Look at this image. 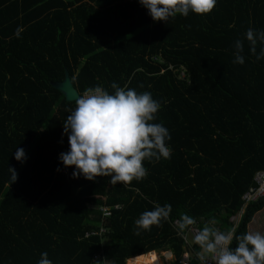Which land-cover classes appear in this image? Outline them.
<instances>
[{
	"label": "trees",
	"instance_id": "16d2710c",
	"mask_svg": "<svg viewBox=\"0 0 264 264\" xmlns=\"http://www.w3.org/2000/svg\"><path fill=\"white\" fill-rule=\"evenodd\" d=\"M249 28L264 30V0H217L209 13L168 21L138 0H0V264H37L42 252L52 264H161L153 250H170L177 264L182 214L227 231L244 207L235 232H247L264 207V196L242 199L264 169V59L249 51ZM237 39L243 64L233 63ZM65 71L79 96L96 86L114 93V81L150 92L170 157L145 159L147 175L128 185L74 178L59 154L76 100L52 85ZM157 204H171L168 220L137 235L134 221ZM100 225L102 237H84Z\"/></svg>",
	"mask_w": 264,
	"mask_h": 264
},
{
	"label": "clouds",
	"instance_id": "9594fccd",
	"mask_svg": "<svg viewBox=\"0 0 264 264\" xmlns=\"http://www.w3.org/2000/svg\"><path fill=\"white\" fill-rule=\"evenodd\" d=\"M148 10L154 21H168L177 14L188 16L209 13L217 0H138ZM15 35L19 37L18 28ZM249 51L257 60L264 59V30L249 28L245 33ZM260 49L257 52V44ZM244 43L237 39L234 43V64H243ZM114 93L100 86L87 89L76 98V107L64 121L63 133L68 137L69 149L59 154L63 166H75L74 178L83 176L95 180L98 176H110V184L122 182L128 185L133 179L141 180L147 175L145 159L170 157V148L165 141L170 140L169 130L161 123H151L155 113L161 108L148 91L137 93L135 89L111 84ZM15 158L26 159L23 148H17ZM10 181L17 178L15 169L9 168ZM59 170V169H58ZM171 204H157L152 210L143 211L134 221L135 232L150 231L153 225L161 226L168 220ZM195 219L182 214L177 227V235H183ZM214 224V221L211 222ZM233 240L236 246L231 247ZM193 242L202 250L200 259L208 258L214 264H264V232L247 231L236 234L235 229L220 231L206 225L193 237ZM37 264H52L47 252L41 253Z\"/></svg>",
	"mask_w": 264,
	"mask_h": 264
},
{
	"label": "built area",
	"instance_id": "2783aa9c",
	"mask_svg": "<svg viewBox=\"0 0 264 264\" xmlns=\"http://www.w3.org/2000/svg\"><path fill=\"white\" fill-rule=\"evenodd\" d=\"M181 74L183 76V72ZM84 94L85 92L83 93V95ZM254 182H255V185L250 187L249 190L246 191L242 197V199L244 200V204H247L250 201H254L258 199L259 197L264 196V169L259 170L255 173ZM114 207H117V205ZM101 210H102L103 216H109L110 214L109 207H103ZM238 215H240V213ZM238 215L231 216L230 220L235 221ZM178 223H179L178 220L173 221L174 226H177ZM199 224H200V219H195V223L193 225L188 226V228H186L184 234L182 235L184 242H185L184 246L186 249L182 253L181 259L178 261L177 264H205V262L201 261L200 259L201 254L199 252H194L192 254L190 250L188 249V247H190L189 239L190 238L193 239L194 235L201 229ZM105 232H106L105 227L103 225H100L96 229L86 231L84 233V237L89 238V237L96 236V235L101 236ZM100 257H102L100 253H97L94 255V259H97ZM193 258H194V262H191ZM206 264H214V261L208 258L206 261Z\"/></svg>",
	"mask_w": 264,
	"mask_h": 264
},
{
	"label": "crops",
	"instance_id": "0c3cea01",
	"mask_svg": "<svg viewBox=\"0 0 264 264\" xmlns=\"http://www.w3.org/2000/svg\"><path fill=\"white\" fill-rule=\"evenodd\" d=\"M118 207L120 206L119 204H116ZM245 205V204H244ZM103 207H109V206H102V207H100L99 209H100V211H102L101 209L103 208ZM244 208V207H243ZM243 208L241 209V211L239 212L240 213V215H238L237 216V218L235 219V221L234 220H230L232 223H233V227L231 228V229H235L236 228V226H237V224H238V222H239V220H240V218H241V215H242V212H243ZM209 226H213V227H215V228H217L218 229V226L214 223V224H212L211 222H209ZM201 228V227H200ZM230 229V230H231ZM220 230V229H219ZM221 231V230H220ZM247 231H260V232H264V207L262 208V209H260L259 211H257L254 215H253V217H252V219H251V221L248 223V225H247ZM100 237H102V236H100ZM189 242H190V247H191V243L193 242V239L192 238H190L189 239ZM192 249V248H191ZM154 252H157V254L159 255V258H160V260H161V264H163V260L161 259V257H160V254L163 256V258H164V261H165V264H174V255L172 254V252L170 251V250H153ZM192 251V250H191ZM150 252H152V251H150ZM101 255H102V252L100 251L99 252ZM148 253V252H147ZM199 253L202 255V250H201V248L199 247ZM97 254V253H96ZM138 256V255H137ZM134 257V256H133ZM133 257H130V258H133ZM129 258V259H130ZM128 262V259H127V261H126V264H128L127 263Z\"/></svg>",
	"mask_w": 264,
	"mask_h": 264
},
{
	"label": "water",
	"instance_id": "95a60500",
	"mask_svg": "<svg viewBox=\"0 0 264 264\" xmlns=\"http://www.w3.org/2000/svg\"><path fill=\"white\" fill-rule=\"evenodd\" d=\"M52 85L63 94L67 101H74L79 96V93L73 86L67 71H65V76L62 81L54 82Z\"/></svg>",
	"mask_w": 264,
	"mask_h": 264
},
{
	"label": "rangeland",
	"instance_id": "374dc122",
	"mask_svg": "<svg viewBox=\"0 0 264 264\" xmlns=\"http://www.w3.org/2000/svg\"><path fill=\"white\" fill-rule=\"evenodd\" d=\"M158 252V251H157ZM158 257H159V255H158ZM160 257H161V259L163 260V264H165V261H164V258H163V256L160 254Z\"/></svg>",
	"mask_w": 264,
	"mask_h": 264
}]
</instances>
